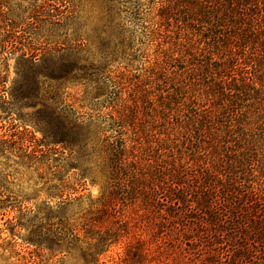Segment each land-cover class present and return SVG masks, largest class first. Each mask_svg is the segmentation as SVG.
<instances>
[{"label": "rangeland", "instance_id": "374dc122", "mask_svg": "<svg viewBox=\"0 0 264 264\" xmlns=\"http://www.w3.org/2000/svg\"><path fill=\"white\" fill-rule=\"evenodd\" d=\"M113 1L0 0V139L8 141L0 148V264H95L89 255L102 238L107 239L99 264H126L127 251L139 238L149 252L145 264H203L210 254L229 260L230 246L208 244L204 231L189 225L197 217L195 208H187V170L165 181L168 191L160 202L119 200L107 210L104 202L113 187L104 153H93L96 138L89 156L63 149L51 157L42 143V103L19 88V71L34 62L32 54L58 58L83 46L69 79L42 76L40 88L42 96L58 91L65 105L95 122L100 139L116 133L108 128L115 88L141 83L158 103L207 61L205 28L188 21L193 0H174L170 10L158 0ZM92 66L96 73L85 75ZM181 119L138 118L141 132L152 136L147 152L164 166L174 163L173 171L187 157L176 126ZM101 128L107 131L100 134ZM172 190L181 191L185 201L174 200ZM39 238L42 247L32 244ZM55 238L60 241L52 243Z\"/></svg>", "mask_w": 264, "mask_h": 264}, {"label": "trees", "instance_id": "16d2710c", "mask_svg": "<svg viewBox=\"0 0 264 264\" xmlns=\"http://www.w3.org/2000/svg\"><path fill=\"white\" fill-rule=\"evenodd\" d=\"M173 1L156 3L170 10ZM188 21L192 27L205 28L207 61L187 84L160 96L158 103L151 91L141 89V83L115 88L108 119V128L116 132L113 136L97 138V124L65 105L58 91L46 90L42 96L41 77L69 79L82 45L74 47L75 53L58 58L41 60L32 54L34 62L19 71V88L42 103L38 125L49 156L64 153L63 149L92 155L88 148L96 138L93 153H104L113 187L105 209L114 208L119 200L144 205L160 202L168 191L165 181H174L187 170V208H195L197 217L189 225L202 229L208 244L230 246L229 260L210 254L203 264H264V0H193ZM91 69L84 74L93 76L96 71L94 66ZM143 116L182 118L176 126L185 139L187 157L179 170L173 171L172 162L164 166L157 154L147 152L153 141L139 128L138 118ZM7 142L0 139V148ZM178 159H183L182 154ZM180 193L174 192V200L184 202ZM106 239L89 255L95 264H99ZM31 241L38 247L44 243L40 238ZM59 241L55 238L52 243ZM148 254L144 239L139 238L138 246L128 249L125 263L145 264Z\"/></svg>", "mask_w": 264, "mask_h": 264}]
</instances>
